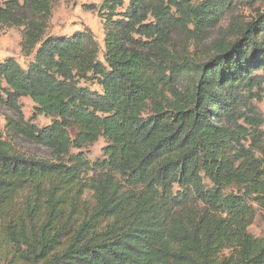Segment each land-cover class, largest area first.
I'll return each instance as SVG.
<instances>
[{
  "label": "trees",
  "instance_id": "16d2710c",
  "mask_svg": "<svg viewBox=\"0 0 264 264\" xmlns=\"http://www.w3.org/2000/svg\"><path fill=\"white\" fill-rule=\"evenodd\" d=\"M57 1L0 0L34 55L0 62V264H264L261 0H105L106 63L89 29L46 35Z\"/></svg>",
  "mask_w": 264,
  "mask_h": 264
},
{
  "label": "rangeland",
  "instance_id": "374dc122",
  "mask_svg": "<svg viewBox=\"0 0 264 264\" xmlns=\"http://www.w3.org/2000/svg\"><path fill=\"white\" fill-rule=\"evenodd\" d=\"M105 0H58L55 2L52 8V14L48 22L46 35H72L77 31H85L89 29L92 31L95 39L100 44L101 50L99 52V59L105 62V30H104V18L101 16L100 7ZM200 2L201 0H192ZM264 5V0H261ZM119 11H124L121 9ZM242 15L248 16L251 14L250 9H242L239 11ZM226 24V23H225ZM212 36L217 35L218 30H215ZM23 36V27H2L0 26V62H3L9 57H13L23 67L27 68L30 62L34 60V55L25 56L22 53L21 41ZM213 38V37H212ZM209 41V40H208ZM174 42L177 43L181 51H189L192 54L194 49H197L193 45V41L190 38L183 36L182 34H176L174 36ZM207 45L208 42H204ZM204 45V46H205ZM200 53L199 50L195 52ZM93 90L102 92L101 87L97 84H86ZM22 110L25 118L29 121H33L39 127L47 126L51 123V119L43 115L36 116V110L34 102L29 97H22L20 99ZM250 104L257 109L260 117H264V88L260 89L257 94L251 99ZM241 111L246 112L247 115L251 116L252 113L248 111L247 107L242 106ZM7 111L5 112V114ZM5 118L4 115L0 116V129H5ZM247 129L250 127L243 122ZM264 131V126L262 127ZM264 134V133H263ZM259 142L264 143V135L258 136ZM244 143L249 146L252 143L250 136L243 140ZM106 146L104 138H100L92 145L85 148L87 158L90 161H96L103 156V148ZM32 151L39 157L46 159H52L51 152L43 146H31ZM79 151L74 149L72 153L77 154ZM90 197V194H87ZM249 231L260 237L264 233V209L260 210L255 222L250 226Z\"/></svg>",
  "mask_w": 264,
  "mask_h": 264
}]
</instances>
